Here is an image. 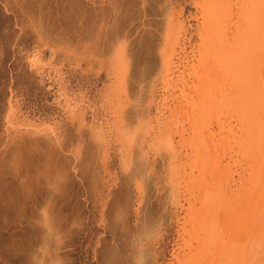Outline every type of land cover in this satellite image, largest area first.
<instances>
[{"label": "rangeland", "instance_id": "obj_1", "mask_svg": "<svg viewBox=\"0 0 264 264\" xmlns=\"http://www.w3.org/2000/svg\"><path fill=\"white\" fill-rule=\"evenodd\" d=\"M174 11L197 44L195 0H0V264H170L181 212L167 156L151 152L147 162L139 135L130 150L112 137L104 163L92 129L115 120L120 99L128 132L156 118ZM123 42L128 71L118 96ZM37 53L39 69L30 64ZM11 101L18 117L51 124L55 135L17 133L7 122Z\"/></svg>", "mask_w": 264, "mask_h": 264}, {"label": "bare ground", "instance_id": "obj_2", "mask_svg": "<svg viewBox=\"0 0 264 264\" xmlns=\"http://www.w3.org/2000/svg\"><path fill=\"white\" fill-rule=\"evenodd\" d=\"M195 6L197 44L188 41L183 14L168 15L156 118L141 120L132 134L118 99L115 120L93 126L92 134L104 163L113 138L130 150L138 135L145 161L151 152L153 159L167 156L172 205L181 212L170 264H264V0H195ZM126 44L116 51L118 96L126 92ZM41 62L38 53L30 57L33 68ZM67 103L80 118L79 104ZM8 117L16 132L56 133L51 124L18 117L12 101ZM125 156L129 167L132 155Z\"/></svg>", "mask_w": 264, "mask_h": 264}]
</instances>
